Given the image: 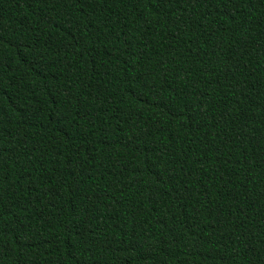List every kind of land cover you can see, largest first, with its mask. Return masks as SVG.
Returning a JSON list of instances; mask_svg holds the SVG:
<instances>
[{"label":"trees","instance_id":"trees-1","mask_svg":"<svg viewBox=\"0 0 264 264\" xmlns=\"http://www.w3.org/2000/svg\"><path fill=\"white\" fill-rule=\"evenodd\" d=\"M0 264H264V0H0Z\"/></svg>","mask_w":264,"mask_h":264}]
</instances>
